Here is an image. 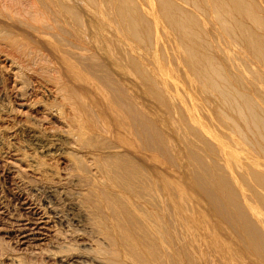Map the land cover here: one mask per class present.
Instances as JSON below:
<instances>
[{"label": "bare ground", "instance_id": "1", "mask_svg": "<svg viewBox=\"0 0 264 264\" xmlns=\"http://www.w3.org/2000/svg\"><path fill=\"white\" fill-rule=\"evenodd\" d=\"M18 3L19 7H13L14 10H10L9 14L12 18H26L33 36H49L54 40L53 48L64 65L60 69L62 67L67 74L76 76L94 94L91 99L97 103V109L102 113L101 121L99 124L96 122V127L99 128H96V132L101 130L105 134L103 128L107 127V130L108 126L109 130L116 129L113 132L116 139L110 135L117 143L113 147L122 150L115 152L114 157L118 162H98L97 166L100 179L105 178L106 184L115 190V195H110H114L113 198L119 196L121 203L116 201L113 206L111 202L107 203L111 208L105 206L106 210L102 204L104 211L98 209L101 213L99 219L95 216L97 228L96 235L92 238L98 244L93 242V245H97L94 249L87 243L89 249L93 250L92 253L87 249L86 254V249L82 248L84 252L61 258V264H232L230 258L235 257V252L226 249L230 254V258L226 260L221 255L222 242L202 245L199 232L186 226L182 216V186L186 184L184 180L187 182L189 178L193 179V184H197L193 185H196V189L199 187V191L202 189L207 196L202 194L211 199L213 210H210H218L212 213H219L217 216L221 215L225 223L236 231L238 247H244L252 257L260 258L261 264H264V33H259V29H264V2L76 0L74 4L65 5L63 2L58 3V0H20ZM2 5L0 13H8L5 9L7 6L2 8ZM57 8L64 10V13ZM64 16L73 20V35L68 34V29L65 31L67 26L65 27ZM137 50H140L139 55L144 52L142 57L136 55ZM160 65H168L179 78L186 81L191 94L186 90L187 97L183 98H188L191 104L198 99V105L201 103V106H211L214 121L208 115L211 123H204L197 111L199 106L189 108L184 101L180 102L179 94L172 91L174 85L166 79L170 75V69L162 66L168 70L164 77V74L158 72ZM137 78L146 86L147 92L152 93L162 104L159 103L160 109H163L161 113H167L172 119L169 120L165 114L169 120L165 119V123L172 122V125L171 122L170 125L167 124L168 128L172 126V132L186 141V148L181 140L179 144L184 149L182 146H179L181 150L179 147L177 149L180 150V155V152H184L182 158L187 161L188 170L183 172L187 177L179 173L182 177L170 182L164 177L167 171L163 166L167 162L164 165L165 161L162 163L161 171L152 166L153 163L150 166L154 162V145L150 148V139L153 134L154 138L158 135L154 128L162 124L166 117L161 113L155 114V117H163L159 118L162 123L156 122L157 125L154 123L155 117H147L145 110L150 105L141 99V92H136L138 90L134 86V79ZM175 84L181 86L179 83ZM69 87L62 85L56 91L59 90L60 93ZM74 91L72 90L73 97L76 96ZM133 91L137 93L135 97L139 95L144 100L148 109L146 106V109L140 107L144 105L141 100L137 104L136 99L139 97L135 98ZM64 95L69 97L71 93ZM142 95L145 97L144 93ZM152 98L151 102L154 100ZM71 103L73 102L69 104ZM88 112L86 110L83 113ZM215 127L221 132L219 137L215 133ZM168 128H163L165 134V131L171 130ZM96 132L94 135L97 137ZM161 133L162 131L159 135ZM162 136H159L160 142H157L159 147L155 145L163 147V151L167 150L168 155L170 151L177 153L178 158V151L175 153L177 149L174 146L176 143L170 142L174 146L171 148L168 141L172 136L168 140L166 136ZM235 139L243 144H239L241 147L247 146V149L244 146L246 154L237 153L236 147L234 151L230 149ZM140 147L144 152H139ZM240 149L237 148V151ZM156 152L154 154L158 157H153L157 159L163 155ZM165 154L167 153L164 152ZM173 156L175 155L172 158L176 160ZM137 159L148 164L142 167ZM151 159L153 161L150 162ZM158 162L161 165L160 160ZM203 174L210 175V179L206 175L207 180L203 179ZM188 182L190 184V180ZM212 185L219 190L212 188ZM191 186L192 183L189 187ZM96 188L98 189L97 186ZM99 190L98 194L105 193L103 189L100 193ZM106 194L109 196V193H105V196ZM105 196H102L104 200ZM103 203L106 204V201ZM98 211L96 209L97 213ZM219 247L220 252L217 251Z\"/></svg>", "mask_w": 264, "mask_h": 264}, {"label": "rangeland", "instance_id": "2", "mask_svg": "<svg viewBox=\"0 0 264 264\" xmlns=\"http://www.w3.org/2000/svg\"><path fill=\"white\" fill-rule=\"evenodd\" d=\"M16 1L0 0V5L3 4L2 8L6 6L9 7L5 8L9 11L8 13H0V264H61L60 259L64 256L82 252L84 248L86 249L85 253H88V250L89 252L93 251L91 248L89 249L87 243H90L91 247H94V249L96 248L97 245H93L94 241L92 239L93 235H96L95 228H97L95 226L96 221H94L95 216L96 219H99V213H101V211L106 210L108 206L111 208L110 205L107 206V203L109 204L111 202V206L116 205L114 204L116 201L118 204L121 203L118 199L119 196L116 198L114 197L116 200L113 198L115 195L114 188L112 189L109 184H106L105 178L103 180L100 179V171L97 170V166L100 162H118L114 155H116L115 152L119 153L120 151L122 152V150L113 147L117 144L113 136V132H116V129L115 131L113 128L109 130L110 127L108 126L107 130V127L103 128L106 131L105 134L101 130H99L100 132H96V130L99 129L96 126L99 124V121H101L102 113L97 109V103L91 99V96H94V94L91 90L84 87L82 81L78 80L76 76L67 74L62 67L60 69V66L64 67V65L60 62L61 59L59 54L53 48L55 46V43H53L54 40L52 41L49 36L43 38H39V36L36 37V35L33 36L34 34L31 32L32 30L29 29L26 18L24 19L22 16L12 18L11 14H9L10 10H14V8L18 6L17 3L20 0ZM262 1L264 2V0ZM62 2L65 5L68 3V5H70L74 4L76 0H58V3ZM57 9L59 10V8ZM59 11L64 13L62 9ZM88 18L92 19L91 16H88ZM70 20L71 19L64 16V21L66 22L65 27L67 26L65 31L68 29V34L71 33L70 35H73L72 31L74 30L71 28L73 20ZM261 29H259V33H264V29H262V31ZM68 34L66 32V35ZM137 52L138 50L136 51V55L138 54L139 57L143 56L142 54L144 52H141L140 55V50L138 53ZM162 66L164 67L166 65H160L158 68L159 71H157L164 74L163 76L165 77L170 67L168 68L167 65V70ZM114 70L117 69L114 68ZM166 70L167 72L165 74ZM171 71L172 69L169 70L170 75H168L166 79L168 78L167 81L174 85L172 86L174 87L172 91H176V94H179V96H176L181 99L177 97L180 102L183 103L182 101H184L185 106L189 108L194 105L199 106L196 108L200 116L204 119V123L208 124L211 123L212 120L214 121L215 118H213L214 116L210 111L211 106H201V103L198 105L200 101L198 99L192 104L188 98L186 99L189 102L185 99V97H187L186 90L189 91L191 89L185 80L179 78L174 71L171 73ZM121 72L123 73V71ZM63 79L69 83L65 82ZM172 80L175 82H172ZM175 83H179L181 86ZM62 85H65V87L70 86L73 89L69 87L68 90H63L65 93L63 91L59 93V90L56 91V89ZM134 86L137 87V89H133L138 90H135L138 94L141 92V94H139L141 99H144L145 103H148L150 107L152 104L153 108H151L154 110L150 107L149 109L151 110H149L144 100H141L139 95L137 96L139 98L136 100H141L144 104L143 106L140 105V107H142V109H146L147 107L148 109L145 110V112H147L145 113L147 117H153L154 119L155 114L163 112V109H160L162 104L158 102L152 93L149 91L147 92L148 89L138 78L136 80L134 79ZM175 88L176 90H174ZM143 89L147 90L144 92ZM72 90L76 91H74L76 94L74 97L77 98L78 101L77 99L74 101L75 98L72 96L74 95L72 94ZM68 92L69 94L71 93L70 96L72 97L64 95L66 93L69 95ZM137 93L135 94L133 91L134 97ZM142 93L145 94V97H148L147 99H149V101L152 97V99H156L155 102H153V100L152 102L150 101L151 104H149L150 102L143 97ZM146 93L150 94L147 95ZM189 94H191V92ZM183 96L185 97L183 98ZM69 100L73 103L69 104ZM146 100L148 102H146ZM139 102L140 101H138L137 104H139ZM187 104H191V106ZM91 107L93 110H91ZM162 108L165 109V106ZM89 109L93 113L90 112ZM155 109H157V112ZM158 109L160 110L159 112ZM86 110L90 113H83ZM148 111H151V113ZM198 112L197 114H199ZM165 114L169 117L167 113ZM165 114L162 116H165ZM160 115H156L154 123L161 122L160 119L163 117ZM208 115L210 119L212 118L211 121H208L210 120ZM174 116L176 117V115ZM93 117L96 119H93ZM167 117L163 119L168 120ZM156 118H158V120ZM164 120L162 121L163 123L161 122L163 125L155 124L158 127L160 126L159 128L157 126L154 128L155 134H158L155 136L157 139L154 138V134L151 135L155 140L152 136L150 139L151 142L147 139V142H150V144L152 143L150 148L154 145L152 148L154 153L156 151V154L158 152L163 153L161 156L163 161L161 157L157 159L158 156L152 153L157 156H154V159L152 155V159L154 162L156 160L157 165L156 162H151L153 161L152 159L150 160L151 163H149L150 166L153 163L152 166L158 167L161 171L162 163L165 161L163 163L164 165L167 162L166 165L163 166V168L165 167L164 170L167 171L164 177L171 182L174 181V179H180L182 176L187 177V174L183 172L184 170L186 172L188 170H186V168H188L187 161L185 158H182L184 152H180L181 155L179 154L181 150L179 146L183 145L184 148H186L184 144L186 141L184 142L179 134L176 135L175 132H172V129H174L172 126L168 128L169 126H167V124L170 125L169 123L171 121L165 123L167 120ZM169 120L172 119L170 118ZM206 121H208V123ZM164 123L166 125H164ZM164 126H167L166 129H172L168 130L170 132L165 131L166 129ZM90 128H93V130L90 131ZM157 128L160 129L158 132H156L158 130ZM163 128L165 129L164 131L167 132L166 134L163 132ZM214 129L219 137L221 132L219 131V133L216 127ZM93 131L96 132L97 137L94 135L95 132ZM161 131L164 137L159 135ZM171 132L175 134V137ZM168 133L169 135H167ZM110 135L114 138H111ZM159 136H162V138L167 137L166 140L171 138V141L168 140L170 146H172L171 148L175 146L177 149V147H179L178 149L180 150H175V153L178 151L179 159L177 158V153L173 154L170 149V155H168L167 150L163 151V147L158 148L159 145L157 142H160ZM176 140H178V143ZM181 140L182 145H180ZM170 142L173 144L176 143L178 146L176 144L173 146ZM235 142L234 140L233 143L231 141L232 144L230 143V149H233V151L236 149V152L242 155L245 151V147L247 149V146L244 145L245 147L242 146L243 149H240L239 144L241 143L237 141L238 144L236 145ZM155 146L156 150H154ZM157 148L162 149V151ZM237 148L238 150L240 149V151H237ZM139 149V152H141V147ZM142 151L144 152V149ZM149 151L153 152L152 150ZM164 152L167 153L165 154L167 157L164 155ZM161 153H158V155H161ZM240 154H238V156H240ZM244 154H246V152ZM172 155H175L173 157H176L177 161L172 158ZM164 156L166 159H164ZM139 160L140 162L138 164L142 167L148 164V162L145 164V162H141V159ZM157 160H160L161 165L158 164L159 162ZM183 165L184 169L181 170ZM179 173L183 175L179 176ZM153 174L156 177V174ZM205 175L207 179H210V175ZM205 175L203 174V176H201L203 179L207 180ZM186 177L185 179L189 178ZM189 180L192 186L196 184H193V181L191 182V180H193L192 178H189ZM103 181L106 186H104ZM185 181L186 180H184V183L186 184L182 186L184 197L182 216L186 226H190L199 232L201 244H212L214 241L221 244L222 242L221 255L223 258H230V254L226 249L236 253L233 259L230 258L232 264H261L260 258L252 257L249 251L247 252L243 249L244 247L242 248L239 245V247L242 248L239 249L236 231H234L229 224L225 223L221 215L217 216L219 213H212L218 212V210L211 211L213 210L211 207L212 201L208 199L209 197L206 198L207 193L202 192L201 188V191H199L198 186L196 189L197 184L193 186L195 189H192V186V188L189 187V182ZM94 185H96L98 189ZM212 186L215 190H219L216 186ZM102 189L103 192L109 193L110 198L108 194L105 196V193H100ZM98 190L101 195L98 194ZM192 191L195 193H192ZM110 193L114 195L112 196ZM103 195L105 196V200L102 197ZM101 198H103V200ZM103 201H106V204H104ZM100 206L101 209L99 208ZM96 209L97 211L98 209L101 211L97 213ZM215 209L214 207V210ZM94 244L98 243L94 242ZM217 251L220 252V247Z\"/></svg>", "mask_w": 264, "mask_h": 264}]
</instances>
